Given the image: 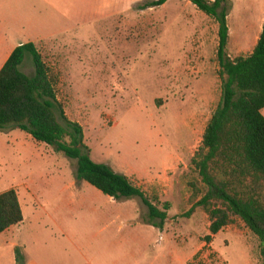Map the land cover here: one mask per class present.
Returning <instances> with one entry per match:
<instances>
[{
  "label": "rangeland",
  "instance_id": "1",
  "mask_svg": "<svg viewBox=\"0 0 264 264\" xmlns=\"http://www.w3.org/2000/svg\"><path fill=\"white\" fill-rule=\"evenodd\" d=\"M149 1L62 0L60 20L28 23L56 33L35 47L90 158L128 177L159 208L168 203L167 220L148 225L140 199L104 196L75 180V161L7 131L0 194L16 191L24 220L0 237V264H12L9 244L31 264H264L243 222L233 218L211 235L207 212L196 206L204 188L190 160L221 98L218 25L188 1L140 10ZM226 7L230 47L249 54L264 0ZM26 58L20 68L32 76Z\"/></svg>",
  "mask_w": 264,
  "mask_h": 264
},
{
  "label": "trees",
  "instance_id": "2",
  "mask_svg": "<svg viewBox=\"0 0 264 264\" xmlns=\"http://www.w3.org/2000/svg\"><path fill=\"white\" fill-rule=\"evenodd\" d=\"M167 0L144 3L140 10L160 7ZM218 25L216 60L222 79L221 98L207 122L202 145L190 166L203 185L196 206L210 218L209 232L219 233L239 219L255 237L264 263V23L247 56H228L226 0H185ZM29 56L34 74L21 71ZM56 78L32 43L15 48L0 69V133L19 130L34 141L76 162L74 177L115 201L140 199L148 209L147 224L161 228L168 203L151 202L128 177L96 163L83 141L81 126L66 117L56 96ZM23 221L14 189L0 194V235ZM209 238H207L208 240ZM16 264H25L15 248Z\"/></svg>",
  "mask_w": 264,
  "mask_h": 264
},
{
  "label": "crops",
  "instance_id": "3",
  "mask_svg": "<svg viewBox=\"0 0 264 264\" xmlns=\"http://www.w3.org/2000/svg\"><path fill=\"white\" fill-rule=\"evenodd\" d=\"M61 2L62 0H0V69L4 66L13 50L18 46L28 43H32L35 45L39 41L49 37V35L52 36L56 34L55 32H53L48 36H45L44 33H39L37 31V25L32 26L28 22L38 23L48 20H60L61 16L59 13ZM262 12H264V9ZM262 17L263 13L260 15V18L258 20V27L256 29L258 31V34L261 33L262 25L264 23V19ZM241 30L244 32V37L251 36V34L254 32V29L252 30V28H249L247 26H244ZM228 31V56L230 58H236L241 56L243 53L245 54V56L249 55L255 47L258 39L253 43L249 54H246V52H243L239 46L235 50L231 49L232 45L230 44V38L232 32L229 28ZM239 35L242 36L241 34ZM26 59L27 58H25V60ZM262 115L264 116V109L262 110ZM22 222L20 224H22ZM18 225L13 227H17ZM13 227L2 233L0 237L10 231ZM7 247L8 250H6L5 253L8 259L12 264H16L14 250L17 247H14L13 244H9L7 245ZM31 263L32 262L28 261V259L25 260V264Z\"/></svg>",
  "mask_w": 264,
  "mask_h": 264
},
{
  "label": "bare ground",
  "instance_id": "4",
  "mask_svg": "<svg viewBox=\"0 0 264 264\" xmlns=\"http://www.w3.org/2000/svg\"><path fill=\"white\" fill-rule=\"evenodd\" d=\"M194 133V132H193Z\"/></svg>",
  "mask_w": 264,
  "mask_h": 264
}]
</instances>
